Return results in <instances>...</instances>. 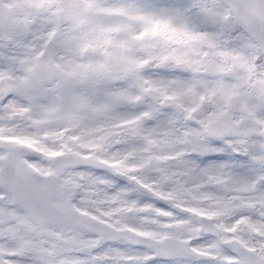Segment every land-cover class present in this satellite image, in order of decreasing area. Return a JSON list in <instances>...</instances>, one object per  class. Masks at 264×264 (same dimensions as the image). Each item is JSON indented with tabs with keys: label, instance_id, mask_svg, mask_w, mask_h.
<instances>
[{
	"label": "snow or ice",
	"instance_id": "1",
	"mask_svg": "<svg viewBox=\"0 0 264 264\" xmlns=\"http://www.w3.org/2000/svg\"><path fill=\"white\" fill-rule=\"evenodd\" d=\"M0 264H264V0H0Z\"/></svg>",
	"mask_w": 264,
	"mask_h": 264
}]
</instances>
